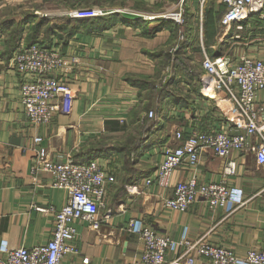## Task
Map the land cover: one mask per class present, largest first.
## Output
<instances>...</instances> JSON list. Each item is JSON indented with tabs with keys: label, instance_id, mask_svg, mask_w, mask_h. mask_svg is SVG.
I'll use <instances>...</instances> for the list:
<instances>
[{
	"label": "crops",
	"instance_id": "obj_1",
	"mask_svg": "<svg viewBox=\"0 0 264 264\" xmlns=\"http://www.w3.org/2000/svg\"><path fill=\"white\" fill-rule=\"evenodd\" d=\"M182 1L173 4L179 6ZM51 2L57 8L47 10ZM170 2L0 0V22L9 17L24 19L30 13L37 16L25 22L17 45L22 40L29 44L40 15L62 12V18L42 23L37 36L62 52L63 70L74 95L71 111L56 112L48 124L32 123L21 100L19 76L10 65L9 29L0 32V257L6 256L5 249L46 243L53 234L54 215L39 207L61 208L69 199L65 188L52 185L50 172L33 171L37 150L53 160L65 161L75 160V155L97 145L110 147L108 154L98 157L106 164L112 160L116 181L100 210L104 219L101 227L93 229L76 222L79 237L75 244L79 251L69 253L66 264H142L138 237L126 229L132 218L141 219L174 241L165 264L183 255L185 248L177 242L184 238L203 237L231 248L239 255L238 264H249L245 259L247 250L262 245L264 172L256 165L253 151L233 150L229 157L237 162L236 172L225 175L226 159L212 149H204L197 165L173 172L168 187L144 185V177L155 173L164 160L165 144L183 142L175 138L177 127L184 129L186 138L194 127L204 129L219 123L222 104H227L228 98L201 67L203 53L215 57L246 52L264 58V29L259 33L230 29L225 34L220 31V19H216V9L210 2L201 3L198 10V3L190 2L179 22L170 17L175 15L169 12ZM78 4L102 6L106 13L100 18L68 16L66 12ZM224 6L221 3L222 13ZM65 18L68 24L81 20L82 25L69 36L64 30L46 33L47 22ZM171 48H175L173 53ZM187 60L198 66L186 69ZM168 67L172 73L183 74L187 83L183 94H170L164 89L162 80ZM134 77L141 82H134ZM162 94L165 98H160ZM159 104L160 112L152 117L157 125L150 133L141 130L150 118L148 112H157ZM175 105L182 107L181 111L171 110ZM256 106L264 121V92L258 95ZM142 131L146 147L140 154L131 148L127 164V151L118 146L129 142L132 147L133 137ZM36 136L43 138L40 144L35 142ZM191 176L207 182L225 180L231 188L227 205L212 208L197 202L184 211L164 206L163 198L172 196L175 184ZM196 264L206 261L198 259Z\"/></svg>",
	"mask_w": 264,
	"mask_h": 264
},
{
	"label": "built area",
	"instance_id": "obj_2",
	"mask_svg": "<svg viewBox=\"0 0 264 264\" xmlns=\"http://www.w3.org/2000/svg\"><path fill=\"white\" fill-rule=\"evenodd\" d=\"M220 1L225 5L219 21L221 32L227 34L230 29H235L250 33L258 30L256 33H259L264 29V0ZM66 13L74 18H93L104 15L106 11L101 7H76ZM175 19L181 22L182 13H175ZM174 50L171 48L170 53ZM64 64L62 52L41 40L29 44L22 40L13 51L10 65L19 76L21 100L32 123L48 124L56 112L72 110L74 95L63 70ZM200 65L212 78L217 90L226 95L229 103L222 104L223 114L218 124L204 129L194 127L186 138L184 129L177 127L174 130L175 138L183 142L165 144L164 160L155 173L144 177L145 186L157 183L168 187L173 172L184 166L197 165L204 149H212L216 155L226 159L225 175L236 172L237 162L229 157L233 150L242 153L253 151L256 165L264 172V121L256 106L258 95L264 92V58L253 57L246 52L215 57L203 53ZM167 72L162 80L164 89L170 94H183L187 88L183 74L180 72L172 77L169 68ZM181 109L175 105L171 110ZM148 115L155 117L157 112L150 110ZM159 116L163 115L160 113ZM42 140L41 136L35 137L38 144ZM110 161L108 159L106 164L99 157L85 162L72 158L56 161L37 150L33 171L50 172L52 185L65 188L69 199L61 208L39 207L54 215L53 234L46 243L5 249L6 256L0 257V264H66V256L79 251L75 244L79 237L76 222L82 221L88 227L99 229L104 221L100 210L117 176ZM230 196L231 188L225 180L207 182L191 176L175 184L174 193L163 198V205L184 211L197 202H204L218 208L225 207ZM126 229L138 237V243L142 246V264L166 263L167 253L174 244L169 235L135 218L129 220ZM262 233V245L251 247L245 254L249 264H264V227ZM177 243L185 250L172 264H196L198 259L205 260L206 264H238L239 261V255L233 249L209 242L203 237L184 238Z\"/></svg>",
	"mask_w": 264,
	"mask_h": 264
},
{
	"label": "trees",
	"instance_id": "obj_3",
	"mask_svg": "<svg viewBox=\"0 0 264 264\" xmlns=\"http://www.w3.org/2000/svg\"><path fill=\"white\" fill-rule=\"evenodd\" d=\"M36 17L37 16H35L33 13H30L24 19H18V18L16 19L15 17H9V18H6L4 21L0 22V32L4 31L6 29H9L8 46H9V49L11 51V54H13V50H15V47L17 46V43H18L19 38L22 34L25 22H27V20H29L30 18L35 19ZM94 18H100V17H94ZM65 21L67 22L68 19L65 18L59 22H54V23L47 22L45 24L46 33L47 32H50V33L51 32L52 33L58 32L59 33L61 30H64L66 32L67 36H69V35L73 34V31L75 30V28H77L78 26L80 27L82 25L81 20H76V23L74 25L68 24V22H67V24H64ZM44 22H46V21L42 20V19L38 22H35V25H34L35 33L32 34V40H30V41L28 40L29 43L30 42L33 43V42L38 41L39 36H37V34H38L37 32L40 30V26L42 25V23L44 24ZM177 24H176V28L178 29L179 24L178 25ZM174 31L176 32V29ZM62 35H64V34H62ZM49 36H47V39L50 38ZM43 43L48 44L46 41H44ZM182 45H183V42H182ZM133 80H134V82H141V80L139 78L134 77ZM142 84H148V83L143 82ZM150 90H151V92H150V95H151V93L153 91V87H151ZM154 93H155V91L153 92V94ZM161 97L165 98V94L160 95V98ZM161 107L162 106L159 104L157 114L160 112ZM152 119H153L152 117L147 118L145 123L142 125L141 130H147V132H149V133L152 132L151 131L152 127L154 128V126L157 125L156 122H152ZM143 133L144 132L142 131V132H140V134L138 136L133 137L132 147L129 145V142H127L123 145L121 144V146H118L119 147L118 149H123L124 151H127V152H125V157H126L125 163L128 164L130 161L129 150L131 148L134 152L139 153V154L141 153L142 150L145 149L146 146L143 143L144 138H142ZM110 151H111L110 147H100L99 145H97L96 147H92L83 153L75 155V160L77 162L89 161V160H92V159L98 157L99 155L108 154V152H110ZM134 180L135 179L133 178V181ZM126 181L129 182L128 179H126Z\"/></svg>",
	"mask_w": 264,
	"mask_h": 264
},
{
	"label": "rangeland",
	"instance_id": "obj_4",
	"mask_svg": "<svg viewBox=\"0 0 264 264\" xmlns=\"http://www.w3.org/2000/svg\"><path fill=\"white\" fill-rule=\"evenodd\" d=\"M192 1H196L198 3V5H196V9L202 7V4L201 3H204L205 4V3H209L210 2L211 5L213 6V8L215 7V9H216L215 10L216 19L217 20L220 19V14L222 13V11H221V2L219 0H185V1H182V3H180L179 6H178V4L177 5H174L173 2H175V0L174 1L172 0V2H170V4H169V12H170V14L171 13H177V12H182V14H184L186 12L187 7H190L189 6V3L192 2ZM123 2H127V3L130 4V3H133V0H123ZM176 2H178V1H176ZM88 6H90V7H97L98 5H84V4H80L79 5L78 4V6H76V7H88ZM45 8H47V10L48 9H51V8H57V4H54L53 2H51ZM73 8H75V7H73ZM222 8H223V6H222ZM19 11H23V9H20ZM56 11H62V10L57 9ZM130 11L133 12V7H132V9ZM56 13H57L58 16L57 15L56 16H51V15H48V14L44 13V14L40 15V17H41L40 19L45 20V21H48L49 19H60V18H62L61 17L62 12H56ZM170 17L175 19V15H170ZM182 19H183V16H182ZM218 25H219V22H218ZM189 66L195 69L198 66V64L197 63H194V62L193 63H190L189 60H187L186 61V67L185 68H188ZM166 73H168L167 72V69H166L165 74ZM172 75H173V77H175L176 75H178V72L177 73H172ZM185 84H187V83L185 82ZM178 93L179 92H173V94H178Z\"/></svg>",
	"mask_w": 264,
	"mask_h": 264
},
{
	"label": "bare ground",
	"instance_id": "obj_5",
	"mask_svg": "<svg viewBox=\"0 0 264 264\" xmlns=\"http://www.w3.org/2000/svg\"><path fill=\"white\" fill-rule=\"evenodd\" d=\"M214 92V91H213ZM151 141V140H150Z\"/></svg>",
	"mask_w": 264,
	"mask_h": 264
}]
</instances>
